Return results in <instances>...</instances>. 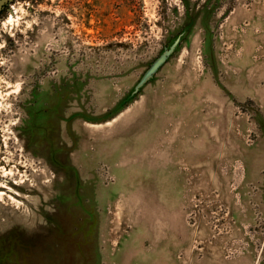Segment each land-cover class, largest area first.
<instances>
[{"label":"rangeland","instance_id":"obj_1","mask_svg":"<svg viewBox=\"0 0 264 264\" xmlns=\"http://www.w3.org/2000/svg\"><path fill=\"white\" fill-rule=\"evenodd\" d=\"M0 264H264V0H12Z\"/></svg>","mask_w":264,"mask_h":264},{"label":"water","instance_id":"obj_2","mask_svg":"<svg viewBox=\"0 0 264 264\" xmlns=\"http://www.w3.org/2000/svg\"><path fill=\"white\" fill-rule=\"evenodd\" d=\"M6 0H0V5ZM183 33H179L175 38L171 40V42L162 49V51L157 55V57L152 61L150 66L144 71L143 75H141L140 79L138 80L137 84L134 85L132 91L130 92L129 98L133 97L134 94L139 90L141 86H143L147 81H149L155 72L162 67V65L168 60L170 55L173 53L175 48L178 47L179 42L181 41Z\"/></svg>","mask_w":264,"mask_h":264},{"label":"flooded vegetation","instance_id":"obj_3","mask_svg":"<svg viewBox=\"0 0 264 264\" xmlns=\"http://www.w3.org/2000/svg\"><path fill=\"white\" fill-rule=\"evenodd\" d=\"M11 1H12V0H6V1H4V2L0 5V14L2 13V11H3L6 7H8V5L10 4Z\"/></svg>","mask_w":264,"mask_h":264},{"label":"crops","instance_id":"obj_4","mask_svg":"<svg viewBox=\"0 0 264 264\" xmlns=\"http://www.w3.org/2000/svg\"><path fill=\"white\" fill-rule=\"evenodd\" d=\"M57 117L58 118H56V119H61V115H57ZM55 119V118H54ZM56 128H57V126H56Z\"/></svg>","mask_w":264,"mask_h":264},{"label":"trees","instance_id":"obj_5","mask_svg":"<svg viewBox=\"0 0 264 264\" xmlns=\"http://www.w3.org/2000/svg\"><path fill=\"white\" fill-rule=\"evenodd\" d=\"M110 113H113V112H110Z\"/></svg>","mask_w":264,"mask_h":264}]
</instances>
